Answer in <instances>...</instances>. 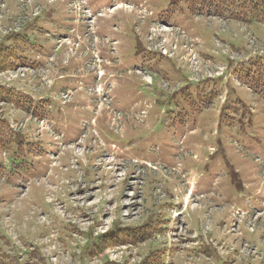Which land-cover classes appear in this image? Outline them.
I'll list each match as a JSON object with an SVG mask.
<instances>
[{
  "label": "rangeland",
  "instance_id": "1",
  "mask_svg": "<svg viewBox=\"0 0 264 264\" xmlns=\"http://www.w3.org/2000/svg\"><path fill=\"white\" fill-rule=\"evenodd\" d=\"M119 1L132 6L145 1L153 16L143 21L139 12L126 8L110 11ZM225 1L215 0L220 11L227 9ZM240 1L234 0L237 4L233 5V10ZM91 2L90 9L94 14L102 9V15L94 20L98 37L116 42L112 51L106 41L88 39L85 43L88 48L103 49V77L98 83L109 100L102 106L98 105L100 98L92 91L94 60L91 54L80 52L74 44L49 43L45 38V33L61 35L66 27H75L77 14L69 9L71 0H0L3 11L0 13V86L4 85L0 88L19 95L22 101L28 98L26 94L56 99H48L51 118H61L65 128L71 132L75 130L76 135L81 133V123L87 124L89 130L96 131L97 137L87 134L84 143L88 142L93 148L96 142L92 138H95L103 145L95 153L89 147L85 151L70 148L57 158L61 166H67L75 181L77 177L83 180V183L70 186L68 209L71 205L75 208L68 212L65 203V206L53 203L47 177L39 180L30 174L37 162L48 161L43 158L44 153L55 150L54 145L48 146L51 135L14 106L0 102V120L5 126L3 133L0 132V187L11 185L17 190L0 194V202L5 204L0 205V218L4 219L5 225H0V241L12 243L10 250L17 252L14 263L107 264L115 259L123 264H138L146 256L147 261L151 260L158 251L164 264H264V215L239 224V236L225 232L229 222L234 220L229 213L250 212L253 208L264 211V84L258 89V80L263 82L264 76L259 79L258 74L254 75L260 63H264V22H258L247 10L243 12L246 24L222 23L195 16L185 1L174 5L170 4L171 0ZM251 3L255 7L256 2ZM39 12L35 22L30 20ZM157 18L184 31L194 43L195 52L186 48L174 32L150 27V22ZM49 44L57 45L59 50L52 61H47L44 71L12 73L13 65L24 61L18 57L31 59L39 46L47 49ZM163 50L168 58L156 52ZM258 55L262 58L253 59ZM247 59L249 63H255L256 70L250 71L253 74L249 77L250 80L254 78L253 85L257 83L255 91L235 79V72L241 67L236 64ZM61 67L65 72L59 71ZM78 68H81L78 75L86 69L89 71L87 76L68 79L67 75L73 77L72 71ZM220 74L221 78H210ZM79 81L82 82L81 89L77 86ZM66 88L69 92L64 95ZM2 97H9V94ZM193 130L194 133L188 134ZM68 136L71 135L66 134ZM70 140L62 139L63 142ZM85 144L81 143L82 147ZM181 148L185 150L184 154ZM114 150L126 161L122 166L109 157L99 161L104 152L115 156ZM70 154L76 156L75 164L81 176L76 168H69ZM218 158H221L222 172L228 173V178L225 182L221 178L217 180L216 189L224 187L229 204L225 206L226 203L215 200L217 190L212 179L221 174L213 170L204 180L201 177L200 193L213 196L210 200L205 196L197 201L198 204L192 203L190 210L184 213L190 222L189 230L197 235V242H191L187 248H181L179 244L168 245L167 240L172 242V239L166 236V240L162 233L172 228L168 211L180 206L181 196L185 193L184 186L179 188L181 183L191 181L197 172L201 174ZM131 160H136V164H130ZM142 162L167 168L179 165V172H153L144 168ZM232 164L240 166L238 172L227 167ZM136 170L142 171L141 175L138 171L143 181L141 198V190L133 192L126 182ZM238 182H243L241 190L237 188ZM158 184H161L164 197L155 189ZM22 188L27 190L20 197ZM214 201L218 209L224 210L221 220L213 219L209 214V210L214 209L210 207ZM17 208L22 209L26 222L17 218L14 220L19 225L16 228L9 215ZM143 221L151 227L149 232L153 229L158 234L162 232L161 240L150 237L152 240L145 246L129 243V237L125 235L133 233L135 228L123 227ZM222 223L225 228L219 234ZM12 224L15 227H11ZM49 224L72 231L68 246L58 242L53 229L44 231L43 226ZM24 226L27 231H23ZM251 226H254L252 233L248 231ZM19 232L36 237L20 239ZM201 235L210 242H204ZM181 237L178 236V240H183ZM85 238L91 245L80 247L77 252L80 242L86 243ZM107 239L120 242L112 245L106 242ZM244 242L254 248L255 255ZM94 243L98 248L92 245ZM178 248H181V254H176ZM152 262L160 264V258Z\"/></svg>",
  "mask_w": 264,
  "mask_h": 264
},
{
  "label": "crops",
  "instance_id": "2",
  "mask_svg": "<svg viewBox=\"0 0 264 264\" xmlns=\"http://www.w3.org/2000/svg\"><path fill=\"white\" fill-rule=\"evenodd\" d=\"M42 4H43V2H42ZM194 132H195V130L189 131L188 134H191V133H194ZM200 148L203 149V147H200ZM202 163H204V162H202ZM49 166H48V164L46 162L39 163L37 165V167H36V170L39 171L40 173H42L41 175L46 174L45 177H47V180H49L48 183L50 184V189L53 192V197L56 200L65 203L66 204V207L68 209V205H70L71 203H69L67 196L69 197V195L71 194V192H70V187L67 186L65 184V182L67 181V179L72 180L73 182H75V180L73 179V176L69 173V170H67V171L66 170H62V169H60L59 166H52L51 168ZM227 167L229 169L230 168H233L236 172H238V170L240 168V166H235L234 164H232L231 167L227 165ZM222 169H223V165H222V162H221V158H218V159L215 160V162L212 164L211 167L206 166L205 174H204V172H201V174H199V172L196 173L195 180H197L198 183H199V185L197 183V188H198L197 189L198 190L197 191V195H196L197 198L199 197V195H202L203 197L200 200L204 199L205 196H208L209 197V200H210V196H213L212 194L211 195H209V194H204L203 195L202 193H200V188L202 187V185H200V181H201V179L204 180L205 177H209L210 176L209 174L211 173V171L216 170V172H219L221 174V176H218L214 180V183H213V186H215L214 187L215 190H217V194H216V199L215 200H217L218 202H221V203H226V204H223L225 206H227L229 204V201L227 200V197L225 196V194L223 192L224 187L222 186V188L220 187V189H216V187L218 186V184H216L217 180H219L221 178V181L225 182L227 180V178H228V173L222 172ZM46 170H48V171L46 173H44ZM168 183H171V181H169ZM238 184H239V186H237V188H240V190H241L242 189L241 184H243V182H238ZM179 188H182V185ZM174 189H176V188H174ZM12 190L17 191L13 186H11V185H5L4 187H0V194H5V193H8L9 191H12ZM26 190H27V188H26ZM26 190L23 192L22 196L25 194ZM181 192H182V189H181ZM184 195H185V193L182 194V196H181V199H180L181 202H180V204L183 201ZM65 196H66V198H65ZM239 196H240V194L237 197H239ZM210 207L211 208L217 207L215 205V201L212 203V205ZM74 208L75 207L74 206L72 207V205H71V208L68 209V211L69 212L70 211H73ZM187 210H190L189 207L187 209H185V211L183 212L182 221L186 225V228L188 229V231H190L189 230L190 229L189 228L190 227V222L188 221L189 219L187 217H184V213ZM21 211H22V209L17 208V209H15L13 211V214H10L9 215V217L13 218L12 219L13 220V223H14V220L17 221V218H21L22 219V222H26V217L25 216H22V212ZM209 211H210L209 214H211V217L213 219L218 218L219 220H221L222 217H224V210L223 209L220 210V209H215L214 208V209L209 210ZM0 212H1V210H0ZM52 212L55 214L54 209H53ZM15 213H16V215H15ZM2 216H5V215H2ZM3 222H4V219L2 220V217H1L0 218V225H3L5 227V225H4ZM161 223H163V222H161ZM14 225L16 226V228L19 226L18 223H14ZM145 225H147V221H143V222L138 223V224H135V225L124 226L123 229L128 228V227L129 228L130 227H132V228H140V227H144ZM161 226L163 227L162 224H161ZM145 227H149V226L147 225ZM217 227H216V229L218 230ZM43 228H44V231L45 232L48 231V230L50 232L51 231L50 229H53L56 232V234H57L56 236H57L58 242L62 243L63 246L64 245L65 246H68L67 245L68 244L67 242L70 240V236L72 235V231L71 230L70 231L69 230L65 231L64 230V227H60L59 225H57V227H53L52 224H49V226H43ZM24 230L27 231V229H26L25 226L23 227V231ZM209 231L211 232V227H210V230ZM219 234H221L220 231H219ZM19 236H20V239H22L23 237H26V238H29L31 236H32V238L33 237H36L35 235H29V234L24 233V232L20 233ZM125 236L132 237L133 234H130V235L129 234H126ZM120 237L122 238L124 236L123 235L122 236L120 235ZM113 241L114 242H118L119 240H116V241L113 240ZM149 241H150V239H147L146 241H143L142 243H139L138 245L145 246L147 244V242H149ZM89 244H90V242L88 241L87 242V245H89ZM189 245H190V243H189ZM10 247H12V243H5V241H0V264H15L14 263V260H17V258H16V253L17 252L16 251L15 252H12L10 250ZM176 254H181V250L179 252H177ZM27 255H28V253H27Z\"/></svg>",
  "mask_w": 264,
  "mask_h": 264
},
{
  "label": "trees",
  "instance_id": "3",
  "mask_svg": "<svg viewBox=\"0 0 264 264\" xmlns=\"http://www.w3.org/2000/svg\"><path fill=\"white\" fill-rule=\"evenodd\" d=\"M259 19L262 21V22H264V10L262 11V13H261V16L259 17ZM7 94H9V97H7L6 98V100H8V101H11V98H13V95H10L11 93H6L5 92V90H3V89H1L0 88V98L2 97V96H4V95H7ZM159 255L156 253V254H154V257L151 259V260H148L146 263H144V264H158V263H154V262H152L154 259H158L159 260Z\"/></svg>",
  "mask_w": 264,
  "mask_h": 264
}]
</instances>
